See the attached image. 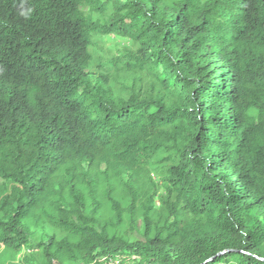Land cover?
Returning a JSON list of instances; mask_svg holds the SVG:
<instances>
[{"label":"trees","instance_id":"obj_1","mask_svg":"<svg viewBox=\"0 0 264 264\" xmlns=\"http://www.w3.org/2000/svg\"><path fill=\"white\" fill-rule=\"evenodd\" d=\"M16 262L264 264V0H0Z\"/></svg>","mask_w":264,"mask_h":264},{"label":"rangeland","instance_id":"obj_2","mask_svg":"<svg viewBox=\"0 0 264 264\" xmlns=\"http://www.w3.org/2000/svg\"><path fill=\"white\" fill-rule=\"evenodd\" d=\"M124 42L114 39L112 37L102 38L100 40L95 41V46L93 47V57H103L109 54H116L117 47H121ZM140 225V223H138ZM135 236H139L135 234ZM17 263V262H16ZM18 264V263H17Z\"/></svg>","mask_w":264,"mask_h":264}]
</instances>
